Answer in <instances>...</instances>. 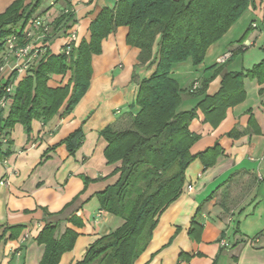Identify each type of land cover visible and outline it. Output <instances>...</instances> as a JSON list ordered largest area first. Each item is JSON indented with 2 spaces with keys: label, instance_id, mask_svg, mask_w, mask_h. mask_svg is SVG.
Returning a JSON list of instances; mask_svg holds the SVG:
<instances>
[{
  "label": "crops",
  "instance_id": "crops-1",
  "mask_svg": "<svg viewBox=\"0 0 264 264\" xmlns=\"http://www.w3.org/2000/svg\"><path fill=\"white\" fill-rule=\"evenodd\" d=\"M13 1L0 0V14ZM43 1L33 16L48 26L42 47L57 54L69 31L77 36L75 45L89 41L91 22L103 9L113 10L118 0ZM263 2L253 0L242 15L249 17ZM64 9L73 11L75 19L67 33L63 23L55 28L53 22ZM232 28L207 49L202 63L195 66L188 59L170 71L182 89L180 109L195 108L197 115L189 130L198 140L189 152L196 156L216 148L218 154L213 166L205 167L198 157L190 162L180 196L158 216L147 247L133 264H264V81L244 75V99L219 119L206 116L197 107L202 96L189 92L195 80L200 87L208 79L205 95L213 96L223 74L243 71L239 56L248 39L229 37ZM257 28L251 19L247 29ZM128 32L127 26H117L102 39L100 52L91 56L88 86L70 113H64L63 104L46 122L32 120L30 134L20 123L8 130L1 146L8 153L0 158V264H41L45 246L38 237L45 225L55 226L57 239L66 230L76 233L57 264H82L87 249L123 223L99 205L98 193L115 184L119 166L107 163V142L100 132L127 127L139 112V84L156 69L160 37L151 54L141 58L140 49L127 43ZM225 53L231 55L221 62ZM20 62L3 59L2 47L1 84L10 79L16 87L23 75L13 77V68ZM69 76L52 74L48 85L62 86ZM77 128L81 145L71 154L63 141ZM222 239L229 245L221 246Z\"/></svg>",
  "mask_w": 264,
  "mask_h": 264
},
{
  "label": "trees",
  "instance_id": "trees-1",
  "mask_svg": "<svg viewBox=\"0 0 264 264\" xmlns=\"http://www.w3.org/2000/svg\"><path fill=\"white\" fill-rule=\"evenodd\" d=\"M42 0H15L0 14V50L4 37L23 29ZM253 0H118L113 10L103 9L90 24L89 41L81 40L66 55L63 51L43 52L29 73L11 93L8 110L0 112V132L7 137L16 123L27 134L34 119L46 122L65 104L71 112L85 92L90 77L91 56L101 50L100 44L117 26H127V43L140 49L141 58L151 54L159 35L156 69L139 84L136 103L139 112L130 117L122 129L104 128L100 133L107 142L104 155L108 164L119 163L115 184L98 193L100 208L119 217L123 223L113 232L102 235L86 251L82 264H133L147 247L158 216L181 194L184 173L190 162L200 158L205 167L213 166L218 151L207 149L199 154L189 152L198 135L189 130L197 116L195 108L181 110L182 89L170 76L174 64L191 60L202 63L207 49L229 30ZM74 13L64 9L53 21L55 28L63 23L64 32L74 23ZM264 28V25H263ZM67 35V34H66ZM242 35L239 41L245 39ZM70 74L62 86L50 87V75ZM264 81V61L251 69L225 73L219 91L205 95L208 79L194 92L202 98L197 103L206 116L221 118L227 107L245 97L242 77ZM15 73L13 72V77ZM12 80L0 83V97ZM191 93V92H190ZM80 128L63 141L73 154L81 145ZM0 158L8 152H2ZM53 225H45L38 240L45 246L41 264H57L60 255L70 250L76 233L66 230L54 238Z\"/></svg>",
  "mask_w": 264,
  "mask_h": 264
},
{
  "label": "built area",
  "instance_id": "built-area-1",
  "mask_svg": "<svg viewBox=\"0 0 264 264\" xmlns=\"http://www.w3.org/2000/svg\"><path fill=\"white\" fill-rule=\"evenodd\" d=\"M26 23L22 36L11 33L5 36L3 40V59L11 56L21 60V62L14 65L15 67L13 68V72L17 77L28 74L31 67L45 51L42 47V41L48 32L47 24L40 17H34ZM76 41L77 36L75 32L69 31L67 34V41L62 46L61 51L68 55ZM230 55V53L223 54V56L220 57V61H225ZM198 87L199 82L195 80L190 86L189 92H194ZM13 90V83H10L4 88V95L0 97V112L10 106L11 98L9 95L13 93ZM6 140L7 137L5 134L0 132V141L4 143ZM220 245L228 246L229 243L222 239Z\"/></svg>",
  "mask_w": 264,
  "mask_h": 264
},
{
  "label": "rangeland",
  "instance_id": "rangeland-1",
  "mask_svg": "<svg viewBox=\"0 0 264 264\" xmlns=\"http://www.w3.org/2000/svg\"><path fill=\"white\" fill-rule=\"evenodd\" d=\"M47 0L43 1L45 4ZM55 3V2H54ZM252 14L248 16L242 15L232 26L233 28L227 34L234 40H238L242 35L246 34L248 39L246 45L247 49L240 52L239 63L241 64L243 71L251 69L254 65L264 61V30L263 28V15H264V2L261 7L251 11ZM251 19L258 25L256 30H248Z\"/></svg>",
  "mask_w": 264,
  "mask_h": 264
}]
</instances>
